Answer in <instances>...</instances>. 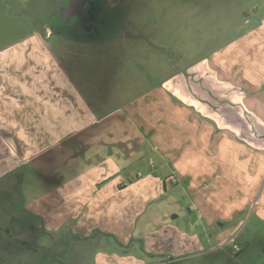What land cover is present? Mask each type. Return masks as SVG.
I'll return each mask as SVG.
<instances>
[{
  "label": "rangeland",
  "instance_id": "rangeland-1",
  "mask_svg": "<svg viewBox=\"0 0 264 264\" xmlns=\"http://www.w3.org/2000/svg\"><path fill=\"white\" fill-rule=\"evenodd\" d=\"M66 3L0 0V52L20 47L34 34L54 35L48 38L54 58L63 60V47L71 49L76 59L64 67L76 69L85 86L108 90L110 96L102 97L108 112L125 115L123 102L132 101L135 108L141 97L156 102L157 95L174 104L166 103L172 109L160 112L161 132L144 139L139 163L127 170L125 179L133 187L143 185L145 200L134 194L132 201L139 205L123 212L114 208L98 222L100 228L114 224V232L74 237L71 231L82 214L47 229L28 204L36 201L28 199L35 184L15 188L1 180L0 264H116L128 256L134 257L133 264H170L173 256L184 253L193 258L176 264H206L209 257L189 252L192 242L218 246L232 238L247 246L252 257L247 261L225 244L216 253L224 258L219 264H264V135L234 134L213 124L173 91L189 95L190 86L204 81L198 74L205 78L210 68L230 71L236 86L261 85L264 0H98L94 31L76 32L96 41L86 45L72 42L62 30L58 13ZM89 53L95 60L85 58ZM138 173L144 175L139 182ZM171 174L178 183L167 180L164 188L162 179ZM160 179V190L148 189L151 184L158 188ZM193 187L204 196L196 199ZM115 233L130 239L121 245ZM148 250L155 251L154 258Z\"/></svg>",
  "mask_w": 264,
  "mask_h": 264
},
{
  "label": "crops",
  "instance_id": "crops-1",
  "mask_svg": "<svg viewBox=\"0 0 264 264\" xmlns=\"http://www.w3.org/2000/svg\"><path fill=\"white\" fill-rule=\"evenodd\" d=\"M53 36L34 34L20 47L0 52V181L6 180L8 186L13 183L15 188L21 183L35 184L28 199L36 201L28 204L37 209L35 212L30 208L47 229H57L82 214L71 231L74 237L82 234L91 237L93 231L114 232V224L100 228L98 222L114 208L123 212L139 205L132 201L134 194L137 199L145 200L143 185L137 183L133 187L134 182L125 179L127 170L139 163L144 139H153L161 132L160 112L172 109L166 103H174L165 101L162 95L156 96V102L141 97L135 108L132 101L123 102L125 115L108 112L102 101L104 95L110 96L108 90L102 86H85L76 69L64 67L67 60L76 59L68 47H63V60L55 56L57 61L48 43V38ZM72 38V42L81 45L96 42ZM91 54L84 56L95 60ZM204 75L205 78L198 74L204 81L190 86L189 95L182 97L173 90L174 93L213 124L234 134L253 138L264 135L261 108L264 81L260 86H236L230 71L220 68L206 69ZM172 116L178 117L176 113ZM249 119L254 122L250 123ZM149 165L153 168L152 162ZM17 170H20L18 174ZM170 177L162 179L164 188ZM143 179V173H138L137 182ZM162 180L158 188L151 184L148 189L160 190ZM206 184L203 189L209 187ZM193 189L196 199L204 196L199 187ZM129 194H132L130 198ZM19 207L27 209L20 204ZM213 222L208 216L207 223L213 225ZM115 234L121 245L130 239L126 236L122 240L119 233ZM212 243L192 242L189 248L193 251L189 252L198 253L196 258L209 257L206 264L224 262L217 254L227 242H218V246ZM248 250L244 246L241 252L247 261L252 257ZM148 252L152 254L150 257H155V251ZM184 254L173 256L170 264L193 258L187 256L191 253ZM133 259V256L121 258L116 264H133Z\"/></svg>",
  "mask_w": 264,
  "mask_h": 264
},
{
  "label": "flooded vegetation",
  "instance_id": "flooded-vegetation-1",
  "mask_svg": "<svg viewBox=\"0 0 264 264\" xmlns=\"http://www.w3.org/2000/svg\"><path fill=\"white\" fill-rule=\"evenodd\" d=\"M68 1L64 5V7L68 6ZM97 3L98 0H89L84 5V8L81 10V15L73 17V19L68 23L64 24L62 23L61 26L64 28V30L69 34L71 33V37H79V35L76 33L77 31H80L81 28H85L88 31H94V27L96 26L95 23L92 21L94 19V16L97 12ZM78 13L79 8L73 9L72 11H68L66 15H69V13ZM95 25V26H94ZM86 34H90V32H86ZM90 36V35H89Z\"/></svg>",
  "mask_w": 264,
  "mask_h": 264
},
{
  "label": "water",
  "instance_id": "water-1",
  "mask_svg": "<svg viewBox=\"0 0 264 264\" xmlns=\"http://www.w3.org/2000/svg\"><path fill=\"white\" fill-rule=\"evenodd\" d=\"M87 1L89 0H69L68 6L61 8L58 13L63 23L68 24L73 19V17L81 15V10L84 8V5L87 3ZM77 8H79L78 13H69V15H66L68 11H72L73 9Z\"/></svg>",
  "mask_w": 264,
  "mask_h": 264
},
{
  "label": "built area",
  "instance_id": "built-area-1",
  "mask_svg": "<svg viewBox=\"0 0 264 264\" xmlns=\"http://www.w3.org/2000/svg\"><path fill=\"white\" fill-rule=\"evenodd\" d=\"M169 181H170V183L175 184V185L178 183L177 178L174 177V176H171V177L169 178ZM226 245H231V246H233V252H234L235 254H239V253L242 252V247L236 242V239H234V238L231 239L229 242H227Z\"/></svg>",
  "mask_w": 264,
  "mask_h": 264
},
{
  "label": "trees",
  "instance_id": "trees-1",
  "mask_svg": "<svg viewBox=\"0 0 264 264\" xmlns=\"http://www.w3.org/2000/svg\"><path fill=\"white\" fill-rule=\"evenodd\" d=\"M54 28H56V27H54V26H53V29H54ZM62 30H63V31L66 33V35L68 34V33H67L65 30H64V28H63V27H62ZM68 35H71V33H69ZM97 233H101V232H97ZM91 237H94V235H93V236H91ZM85 239H90V237H88V238H85Z\"/></svg>",
  "mask_w": 264,
  "mask_h": 264
}]
</instances>
